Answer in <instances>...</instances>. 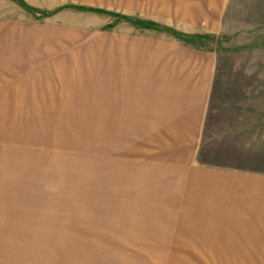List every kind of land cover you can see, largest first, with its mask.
Wrapping results in <instances>:
<instances>
[{
	"label": "rangeland",
	"instance_id": "obj_1",
	"mask_svg": "<svg viewBox=\"0 0 264 264\" xmlns=\"http://www.w3.org/2000/svg\"><path fill=\"white\" fill-rule=\"evenodd\" d=\"M177 76L194 137L150 121ZM202 166L264 172V0H0V264H264L181 248Z\"/></svg>",
	"mask_w": 264,
	"mask_h": 264
},
{
	"label": "crops",
	"instance_id": "obj_2",
	"mask_svg": "<svg viewBox=\"0 0 264 264\" xmlns=\"http://www.w3.org/2000/svg\"><path fill=\"white\" fill-rule=\"evenodd\" d=\"M180 78L163 79L162 83H157L156 90H150V121L153 117L154 127L173 130L172 137L176 139L177 132L181 131L185 136L194 137L198 125L206 118V101L211 99L206 92L207 84L200 83L193 93L188 94L184 85L187 80ZM182 80L185 83L180 84ZM215 137L217 141L220 139L219 135ZM187 145L191 149L192 141ZM186 146L185 159L188 154ZM213 168L202 166L200 170L185 174L193 176V182L186 185L185 191L189 192L192 187L195 193H199L198 200L203 201V209H211V215L199 216L191 223L195 224L194 229L181 230L194 234L180 235V241H190L181 248L210 250L207 256L264 257V172L218 171Z\"/></svg>",
	"mask_w": 264,
	"mask_h": 264
},
{
	"label": "bare ground",
	"instance_id": "obj_3",
	"mask_svg": "<svg viewBox=\"0 0 264 264\" xmlns=\"http://www.w3.org/2000/svg\"><path fill=\"white\" fill-rule=\"evenodd\" d=\"M107 99H106V104H103V102L101 103V104H99L98 106H100V105H107L108 103H109V101H110V98H109V96L108 97H106ZM109 105V104H108ZM124 111H127V110H124ZM92 116H94L95 118H100V117H102V113L100 112V110H99V112L97 111L96 113H94ZM108 114L106 115V116H103V118L104 119H106V120H108ZM102 119V118H101ZM104 119H102V120H99V121H103ZM111 121V120H110ZM120 124L122 123V122H120L121 120H117ZM98 123H100V122H98ZM97 123V124H98ZM91 127V128H90ZM88 129L89 130H91L92 129V126H89L88 127ZM98 129V128H97ZM95 130V129H93V133H96L95 134V136H92L91 138L92 139H97V138H102L103 137V135L105 134L103 131H100V130ZM96 137V138H95ZM176 260H178V264H191V262L189 263L187 260H184V259H182V258H177ZM189 260V259H188ZM215 263L216 264V262L214 261V259L212 258V263ZM244 262V261H243ZM235 262H234V260L233 261H231V260H229V261H227V264H234ZM239 264H241L242 262H238ZM235 264H237V263H235Z\"/></svg>",
	"mask_w": 264,
	"mask_h": 264
}]
</instances>
